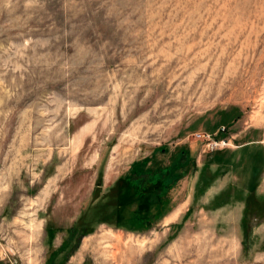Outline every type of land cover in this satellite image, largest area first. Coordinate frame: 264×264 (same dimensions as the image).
Masks as SVG:
<instances>
[{"label":"rangeland","instance_id":"374dc122","mask_svg":"<svg viewBox=\"0 0 264 264\" xmlns=\"http://www.w3.org/2000/svg\"><path fill=\"white\" fill-rule=\"evenodd\" d=\"M202 234L264 264V0H0V264Z\"/></svg>","mask_w":264,"mask_h":264},{"label":"bare ground","instance_id":"6f19581e","mask_svg":"<svg viewBox=\"0 0 264 264\" xmlns=\"http://www.w3.org/2000/svg\"><path fill=\"white\" fill-rule=\"evenodd\" d=\"M178 214L179 209L172 212L165 220L167 222L172 221ZM232 245L233 244L230 243V241H224V239L216 240L210 235L202 234L199 237H193L186 240L180 246L176 245L173 248H170V250L167 251V254L171 258L175 257L176 260L181 259L183 262L187 261L192 264H208L216 262L217 259L224 257V254H226L229 249L231 250ZM190 259L193 260L191 261Z\"/></svg>","mask_w":264,"mask_h":264}]
</instances>
